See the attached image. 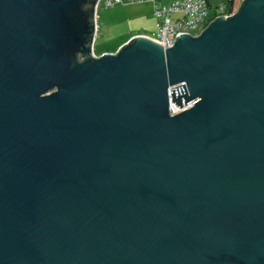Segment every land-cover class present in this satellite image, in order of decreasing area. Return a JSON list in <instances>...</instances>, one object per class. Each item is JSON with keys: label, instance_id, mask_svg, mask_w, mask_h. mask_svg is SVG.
<instances>
[{"label": "water", "instance_id": "water-1", "mask_svg": "<svg viewBox=\"0 0 264 264\" xmlns=\"http://www.w3.org/2000/svg\"><path fill=\"white\" fill-rule=\"evenodd\" d=\"M95 3L0 0V264H264V0L100 56Z\"/></svg>", "mask_w": 264, "mask_h": 264}, {"label": "built area", "instance_id": "built-area-1", "mask_svg": "<svg viewBox=\"0 0 264 264\" xmlns=\"http://www.w3.org/2000/svg\"><path fill=\"white\" fill-rule=\"evenodd\" d=\"M152 2L154 5V14L158 18L157 32L155 34H137L134 37L146 36L164 48L172 46L177 37L181 34H189L190 36H198L210 22L217 17H229L232 13L224 12V3L221 2L212 7L210 0H174L170 4H163V0H96L95 3V24L94 35L90 46L91 55L95 56L93 51V40L97 28V11L100 6L111 7L120 3H138ZM173 15L175 19H173ZM130 39V40H131ZM129 40V41H130ZM129 41L127 43H129ZM126 43V44H127ZM180 109H172L171 115L178 113Z\"/></svg>", "mask_w": 264, "mask_h": 264}, {"label": "crops", "instance_id": "crops-1", "mask_svg": "<svg viewBox=\"0 0 264 264\" xmlns=\"http://www.w3.org/2000/svg\"><path fill=\"white\" fill-rule=\"evenodd\" d=\"M218 2H216V5L223 2L224 0H216ZM238 0H234V5L237 8V5L241 4L242 0L238 1L239 3L237 4ZM152 3V2H151ZM150 2H140L139 4L131 7V10L127 12L126 15V20L127 25L124 27V30L121 29L119 31H115L113 32V34L110 35V37L115 40L114 44H113V49H109L108 47L106 48L105 44L106 42H103V46L102 49L100 50L99 54H96L95 50V55L96 56H100L104 53H116L117 51H119L122 47H124L126 45V43L134 36L137 34H148V32L146 31H150V30H154L156 25L155 23H152L153 18L151 16L152 14V4ZM211 5L212 4V0H210ZM131 4V3H130ZM134 4V3H133ZM119 5V4H118ZM127 6L129 5H122V7L119 9V11L121 10V12H123V9H127ZM154 6V5H153ZM238 6V7H239ZM102 14H107V11H103ZM99 19V18H98ZM97 19V28H96V32L99 33L102 29L103 30V34L101 35L102 39L105 41L106 37H107V26L106 24L103 22V20H106V18H103L102 16H100V19ZM158 23V22H157ZM143 31V32H142Z\"/></svg>", "mask_w": 264, "mask_h": 264}, {"label": "rangeland", "instance_id": "rangeland-1", "mask_svg": "<svg viewBox=\"0 0 264 264\" xmlns=\"http://www.w3.org/2000/svg\"><path fill=\"white\" fill-rule=\"evenodd\" d=\"M172 1H174V0H163V4H170ZM238 1H240V0H238ZM238 1L236 2L237 4L239 3ZM216 2H218V1L212 0L213 6L210 8L211 10H215ZM139 3L140 2L134 3V4L133 3H131V4L130 3H120L119 5L116 4V5L111 6V7H105V6L99 7V9L97 11V19L98 18L100 19V16H102L103 18H106V20H103V22L106 24L108 29L106 30L107 31V37H106L105 41L101 37L104 29H102L99 33H97V32L95 33V37L93 40V51L95 50L96 54H99L103 45H105V47L106 48L108 47L109 49L114 48L113 44H114L115 40H118V39L114 40L113 37L112 38L110 37V35L113 34V32H115V31H119L121 29L124 30V27L127 25V22H128L126 20L127 12L131 10V7H133ZM122 5H129V6H127V9H123V12H121V10L119 11V9L122 7ZM238 6H239V4L237 5L236 10L238 9ZM103 11H107V14H102ZM151 16L153 18L152 23L157 24L158 18L154 14L153 4H152ZM175 16L176 15H173V19H175ZM146 32H148V34H150V35L155 34L157 32V25H156L154 30H150V31H146ZM103 42H106V43L103 44Z\"/></svg>", "mask_w": 264, "mask_h": 264}, {"label": "trees", "instance_id": "trees-1", "mask_svg": "<svg viewBox=\"0 0 264 264\" xmlns=\"http://www.w3.org/2000/svg\"><path fill=\"white\" fill-rule=\"evenodd\" d=\"M224 12L232 13L236 10V6L234 5V0H224ZM83 5V4H82ZM79 5L75 7V23L76 25H80V30L83 32H86L89 30L88 23H87V17L85 12L83 11V6ZM83 36H81V39Z\"/></svg>", "mask_w": 264, "mask_h": 264}, {"label": "clouds", "instance_id": "clouds-1", "mask_svg": "<svg viewBox=\"0 0 264 264\" xmlns=\"http://www.w3.org/2000/svg\"><path fill=\"white\" fill-rule=\"evenodd\" d=\"M235 11H236V10H235ZM235 11H234V12H235Z\"/></svg>", "mask_w": 264, "mask_h": 264}]
</instances>
